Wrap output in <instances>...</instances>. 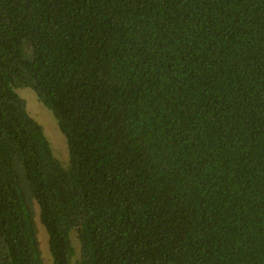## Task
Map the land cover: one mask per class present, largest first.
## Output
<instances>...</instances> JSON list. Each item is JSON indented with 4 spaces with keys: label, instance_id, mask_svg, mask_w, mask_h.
I'll return each mask as SVG.
<instances>
[{
    "label": "trees",
    "instance_id": "obj_1",
    "mask_svg": "<svg viewBox=\"0 0 264 264\" xmlns=\"http://www.w3.org/2000/svg\"><path fill=\"white\" fill-rule=\"evenodd\" d=\"M36 209L50 264H264V0H0V264Z\"/></svg>",
    "mask_w": 264,
    "mask_h": 264
},
{
    "label": "rangeland",
    "instance_id": "obj_2",
    "mask_svg": "<svg viewBox=\"0 0 264 264\" xmlns=\"http://www.w3.org/2000/svg\"><path fill=\"white\" fill-rule=\"evenodd\" d=\"M21 97L26 101L27 108L33 118L43 127L45 135L50 142L54 154L64 163L68 161V147L66 138L60 131L59 125L55 120L52 112L48 110L38 100L36 94L29 89L19 90ZM37 215L35 217L38 239L45 262L50 264L52 261L49 251V235L39 219V211L36 209ZM75 240V237L73 238ZM76 250L78 243L76 241Z\"/></svg>",
    "mask_w": 264,
    "mask_h": 264
}]
</instances>
